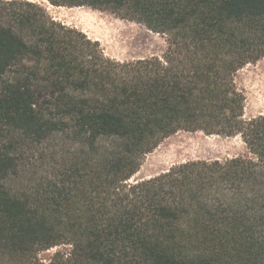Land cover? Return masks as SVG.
Instances as JSON below:
<instances>
[{"label":"trees","instance_id":"trees-1","mask_svg":"<svg viewBox=\"0 0 264 264\" xmlns=\"http://www.w3.org/2000/svg\"><path fill=\"white\" fill-rule=\"evenodd\" d=\"M47 1L167 47L112 59L41 4L0 0V264H264V114L243 116L236 83L264 57V0ZM182 130L245 152L133 179Z\"/></svg>","mask_w":264,"mask_h":264},{"label":"rangeland","instance_id":"rangeland-1","mask_svg":"<svg viewBox=\"0 0 264 264\" xmlns=\"http://www.w3.org/2000/svg\"><path fill=\"white\" fill-rule=\"evenodd\" d=\"M29 1L44 6L53 19L97 40L104 54L112 59L122 61L161 55L167 47L165 35L152 32L143 24L120 18L110 11L88 6H54L47 0ZM237 79L247 93L245 116L248 117L256 113V109L264 107V59L257 69L252 65L243 66L237 73ZM244 152V143L239 135H206L201 131L182 130L164 138L147 153L133 179L148 178L186 160L221 159Z\"/></svg>","mask_w":264,"mask_h":264},{"label":"crops","instance_id":"crops-1","mask_svg":"<svg viewBox=\"0 0 264 264\" xmlns=\"http://www.w3.org/2000/svg\"><path fill=\"white\" fill-rule=\"evenodd\" d=\"M262 59H264V57L258 59L256 62L248 63V64H246V65H252V67H255V68L257 69V68L260 66V64H261ZM242 68H243V67H242ZM239 70H240V69H239ZM239 70H238V71H239ZM253 71L255 72V70H253ZM237 73H238V72H237ZM236 83H237L238 88L241 89V90L243 91L244 95H245L244 109H243L244 114H243V116H244L245 118H250V117H254V116H257V115L264 114V107H261V108L256 109V113L251 114V115H249L248 117L245 116V114H247V112H246V111H247V107H246V105H245L246 102H247V93H246L245 87H244V86L238 81V79H237V74H236Z\"/></svg>","mask_w":264,"mask_h":264}]
</instances>
